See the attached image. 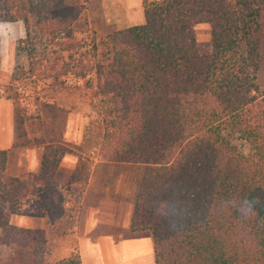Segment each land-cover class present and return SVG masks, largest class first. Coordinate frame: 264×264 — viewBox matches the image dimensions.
<instances>
[{
  "label": "trees",
  "instance_id": "16d2710c",
  "mask_svg": "<svg viewBox=\"0 0 264 264\" xmlns=\"http://www.w3.org/2000/svg\"><path fill=\"white\" fill-rule=\"evenodd\" d=\"M86 1L0 0V23L23 28L14 55L27 69H14L31 80L36 112L15 76L1 86L16 132L39 118L38 104L56 105L38 85L102 100L77 145L44 149L37 174L6 176L0 151V247L23 250L21 264H78L55 252L76 227L94 158L143 166L129 230L150 233L153 264H264V90L254 84L264 0H141L142 24L107 34L100 59L84 37ZM197 24L208 27L202 54ZM66 153L78 160L58 183ZM10 216L43 226L17 228Z\"/></svg>",
  "mask_w": 264,
  "mask_h": 264
},
{
  "label": "crops",
  "instance_id": "0c3cea01",
  "mask_svg": "<svg viewBox=\"0 0 264 264\" xmlns=\"http://www.w3.org/2000/svg\"><path fill=\"white\" fill-rule=\"evenodd\" d=\"M68 130H65L66 134L71 135L72 129ZM80 136L79 130L72 140L64 138L62 143H21V137L28 140L29 136L24 135L23 125L16 132L14 105L10 100L0 98V151L6 153V176L24 179L27 174H37L46 147L74 146L79 143ZM77 160L78 156L75 154H64L54 180L58 183L65 182L74 170ZM98 164H105V170L111 174L115 169L113 164L125 163H106L93 159L91 171ZM129 165L130 168L143 167L140 164ZM110 167L114 169H108ZM141 177L142 175H87L76 227L59 242L55 252L56 260L76 253L79 257L78 264H153L152 244L146 237H130V234L140 232L129 230ZM8 223L28 230L41 229L43 226L42 219L27 216H10ZM12 250H15L14 253L8 254ZM24 259L23 250L13 246L0 247V264H21Z\"/></svg>",
  "mask_w": 264,
  "mask_h": 264
},
{
  "label": "rangeland",
  "instance_id": "374dc122",
  "mask_svg": "<svg viewBox=\"0 0 264 264\" xmlns=\"http://www.w3.org/2000/svg\"><path fill=\"white\" fill-rule=\"evenodd\" d=\"M141 0H87L85 3L88 21V32L84 37L89 41L94 40L96 46L97 57L100 59L106 52L104 45L105 36L113 31L128 28L131 26L142 24V13L140 8ZM23 28L21 23H0V87L9 82L12 77H16L15 84L20 90L22 96V105L27 106L30 99V79H26L25 75L16 71L14 68L26 70L27 62L25 57L16 58L14 55V46L18 39L23 37ZM194 35L196 49L202 54L209 48L208 27L205 24H197L194 26ZM258 42L257 53L258 62L254 73V84L258 90H264V6L260 7L258 12ZM40 94L48 98V103H55V106L43 108L40 104L37 106L38 119H32L22 124L24 135L20 138L21 143L25 144H43V143H62L63 139L72 140L82 131L83 126L92 118L100 106L101 99H91L89 92L78 91L74 93L43 92L42 86H36ZM50 95V96H49ZM44 97V98H46ZM42 98V100L44 99ZM40 101V99H39ZM38 101V103H39ZM44 101V100H43ZM29 113H36L32 106H27ZM21 128V127H20ZM66 129H72L71 135L66 134ZM68 130V131H69ZM77 130V132H76ZM65 136V137H64ZM91 157V155H90ZM93 158V157H92ZM94 159V158H93ZM97 161V160H96ZM135 166V165H134ZM105 164H98L92 168V163L88 171V175H142L143 167H131L129 164H113L108 169H114L109 174L105 170ZM109 171V170H108ZM106 180V178L104 177ZM110 179V178H109ZM135 235V236H133ZM130 237L140 238L146 237L151 242L149 232H140L130 234ZM142 240V239H141ZM19 249V248H18ZM21 250V249H20ZM143 248L140 250V252ZM15 250L9 251L14 253ZM130 264V263H129Z\"/></svg>",
  "mask_w": 264,
  "mask_h": 264
}]
</instances>
